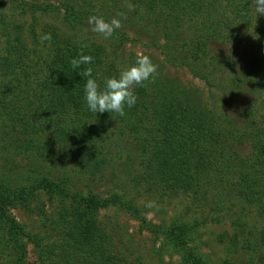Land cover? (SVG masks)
<instances>
[{
  "label": "trees",
  "instance_id": "1",
  "mask_svg": "<svg viewBox=\"0 0 264 264\" xmlns=\"http://www.w3.org/2000/svg\"><path fill=\"white\" fill-rule=\"evenodd\" d=\"M121 1L132 5L131 16L143 19L147 13L153 18V29L161 28L167 42L155 45L167 64L186 68L208 86L213 85L214 76L200 71L203 63L210 65L213 72L224 66L233 73L224 112L213 120L191 117L183 96L173 89L161 95L152 82L134 91L137 103L126 108L123 117L89 112L83 101L85 80L76 71L92 67L103 87L106 73L102 45L96 42L89 49L63 33L69 28L75 35L77 26L91 15L106 21L110 17L102 16L101 7L92 0H6L7 10L0 12V120L5 128L0 134V146L52 163L72 156L78 168L92 174L103 173L106 168L117 170L126 155L131 165L141 160L142 179L149 190L160 188L162 183L172 188L182 186L193 193L204 189L207 195L203 204H212L209 198L217 197L228 185L231 195L263 216L264 104L263 110L255 112L252 106L246 107L238 117L234 100L264 95V0ZM57 10H62L61 26H43L40 20ZM188 23L196 24L201 34L182 38ZM46 33L51 34V41L41 42L40 37ZM176 38L178 47L166 46ZM223 43L230 44L225 52L220 48ZM79 53L94 59L92 64L74 71L69 61ZM142 179L133 176L137 188L143 185ZM69 184L66 175L52 179L50 174L16 188L0 183V223L21 248L13 264H25L28 254L23 241L32 239L39 250V264H146L140 257L129 261L132 256L114 243L111 245L113 239L107 231L100 232L93 218L100 209L115 206L129 210L138 219L143 215V205L114 193L106 198L95 194L86 197L71 192ZM41 194L68 199L73 207L84 210L78 214L68 209L59 218L58 233L71 232V227H76L73 237L64 236V241L45 246L38 237L31 238L32 234L12 216L13 208L30 209ZM218 202L217 212L221 208ZM146 222L141 218L144 227ZM87 226L89 232L84 234ZM146 227L175 246L182 254V264H207L188 245L190 231L185 226ZM235 228L242 232L241 227ZM261 259L255 256L250 264H264ZM230 263L227 258L222 264Z\"/></svg>",
  "mask_w": 264,
  "mask_h": 264
},
{
  "label": "rangeland",
  "instance_id": "2",
  "mask_svg": "<svg viewBox=\"0 0 264 264\" xmlns=\"http://www.w3.org/2000/svg\"><path fill=\"white\" fill-rule=\"evenodd\" d=\"M5 1L0 0V12L7 10ZM34 1L50 2L51 0ZM92 3L98 8L101 7L102 16H109L110 19L116 17L117 13L123 14L119 32H115L112 38L105 40L101 34L90 31L88 17L80 26H77L75 35L71 34L69 28L64 30L63 35L75 37L89 49L92 44L101 43L105 78L118 75L121 69L128 67L135 60L138 53L146 54L158 68L154 78L144 84L152 82L161 95L169 94L172 89L175 90V94L183 96L186 100V105L190 109L187 113L191 117L213 120L224 112L225 95L230 92L229 85L233 78V73L227 67L223 66L224 69H216L213 72L210 65L203 63L200 71L207 75L213 73L214 76L213 85L208 86L203 79L194 77L186 68L172 67L166 63L161 49L155 44L161 46L167 41L162 37L161 28L153 29V18H150L147 13L144 14L143 19H139L137 15L131 16L129 12L130 10L133 12L132 5L121 0L117 2L92 0ZM56 4L58 3L55 2ZM61 13L62 10H57L43 17L40 22L43 26L46 24L61 26ZM24 22L27 27L29 20ZM188 24L182 30V38L190 39L201 34V31L195 27L196 24ZM168 42L166 45L168 47L179 46L177 38ZM220 48L225 52L230 48V44L223 43ZM248 58L251 59V57ZM138 87L136 86L134 91ZM263 104L264 95L258 97L252 94L246 97V100L235 99L234 108L237 109L234 113L238 115L239 111L249 106L255 109L254 112L263 110L261 107ZM2 122L1 119L0 134L5 129ZM248 123L250 124L249 121ZM7 124L4 122V125ZM127 160L126 155H123L117 170L106 168L103 173L92 174L88 170L78 168L72 156H68L61 163H52L35 156L26 157L19 150L6 151L0 146V183L16 188L30 185L42 174H50L52 179L66 175L70 178L69 190L76 194L86 197L95 194L106 198L114 193L135 199L140 207L143 205L141 218L147 219L145 227L141 224V218L137 219L129 210H122L115 206L100 209L93 217L98 222L96 224L100 232L107 231L113 239L112 243L110 242L111 245L114 243L127 256H132L128 259L129 261L140 257L146 264H182V254L175 246L159 238L160 234H152L146 227L154 229L161 225H165L166 228L185 226L190 231L188 245L195 248L196 253L207 264H222L227 258L230 259V264H250L255 256L264 260V215L260 216L250 210L249 206H244L238 198L231 195V188L228 185L223 186L219 193L217 192V197L209 198L212 204H203L204 196L207 195L204 189L193 193L182 186L172 188V185L166 186L162 183L160 188L151 187L149 190L142 179L144 167L141 160H136L133 165ZM133 176H139V181L142 179L143 185L137 188L135 186L137 181L132 180ZM220 200H222L221 204L218 202ZM217 202L221 207L218 212ZM68 209L78 214L84 212L80 207H73L68 199L63 200L57 196L41 194L30 209L16 207L11 210V214L27 232L32 234L31 238L38 237L47 246L52 242L64 241V236L73 237L75 234L76 227H71V232L66 230L63 234L57 231L59 218ZM218 215L220 222L216 219ZM94 226L91 225L90 229L93 230ZM235 227H241L242 232ZM84 229H86L84 234L89 232V226ZM5 232L0 223V264H13L18 259L21 248ZM236 235L239 237H235ZM33 241V239L23 241L28 254L25 264H39L37 262L39 250L34 246Z\"/></svg>",
  "mask_w": 264,
  "mask_h": 264
},
{
  "label": "clouds",
  "instance_id": "3",
  "mask_svg": "<svg viewBox=\"0 0 264 264\" xmlns=\"http://www.w3.org/2000/svg\"><path fill=\"white\" fill-rule=\"evenodd\" d=\"M122 13H117L110 21L101 16L91 15L88 18L90 31L101 34L105 40L113 37L115 31L121 27ZM41 42L51 41L52 36L46 33L40 37ZM91 55L79 53L69 63L74 71L80 70L82 65H90L93 62ZM158 66L150 56L138 53L135 60L120 70L118 75L107 77L103 80V87L98 83V77L93 74L92 67H84L82 71H76L84 80L83 101L87 110L94 114L115 113L125 116V109L132 108L137 103V95L134 92L136 86H144V83L154 78Z\"/></svg>",
  "mask_w": 264,
  "mask_h": 264
}]
</instances>
